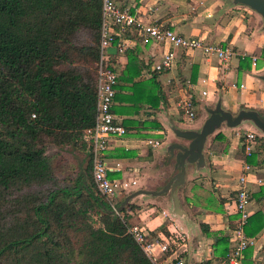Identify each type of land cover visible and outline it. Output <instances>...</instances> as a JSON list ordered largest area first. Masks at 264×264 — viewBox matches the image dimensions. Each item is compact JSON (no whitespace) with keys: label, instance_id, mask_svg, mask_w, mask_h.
<instances>
[{"label":"trees","instance_id":"16d2710c","mask_svg":"<svg viewBox=\"0 0 264 264\" xmlns=\"http://www.w3.org/2000/svg\"><path fill=\"white\" fill-rule=\"evenodd\" d=\"M100 7L101 0H0V264H153L127 232L126 212L139 207L110 213L108 199L93 183L89 159L73 180L59 181L56 157L46 154L50 145H74L87 153ZM254 54L264 58V48ZM126 56L110 111L132 115L144 105L157 107L158 88L152 79L135 80L137 60L131 50ZM249 68L250 57H240L238 71ZM120 123L125 130L160 127L147 120ZM256 141L264 155V138ZM254 157L252 152L242 159L249 164ZM259 218L260 212L246 218V236L262 229L261 222L255 227ZM213 245L226 256L225 237L217 236Z\"/></svg>","mask_w":264,"mask_h":264},{"label":"crops","instance_id":"0c3cea01","mask_svg":"<svg viewBox=\"0 0 264 264\" xmlns=\"http://www.w3.org/2000/svg\"><path fill=\"white\" fill-rule=\"evenodd\" d=\"M116 1L130 6L143 23H160L178 34L226 44L235 52L228 66L223 68L216 59H207L198 50L184 51L163 41L143 43L136 30L131 28L125 33L127 36L122 47L111 55L110 61L118 76L126 64V52L131 50L139 68L135 80L152 79L162 98L155 108L144 105L132 115L114 113L120 121L147 120L160 127L127 128L123 137L109 141L105 154L107 162L114 167L113 172L119 174L118 177L129 174L135 179L133 185L156 189L170 174V164L164 165L168 157L163 148L175 137L168 131V125H199L207 109L217 99H220L224 109L231 112L248 107L264 113V82L257 77L258 73L264 71V58L254 54L264 48V31L260 28L261 20L257 14L241 5H233L229 0ZM167 51L174 53L171 68L159 72L153 70L154 64ZM241 55L254 56L255 63L262 61L261 65L252 66L250 63L249 69L238 71L239 58L243 57ZM188 82L194 85L193 91L187 89ZM240 84L242 87H239ZM202 90L206 91L205 96L200 94ZM186 92H192L197 112V117L191 123L182 120L177 112V103ZM243 131L252 129L245 125L233 129L220 127L205 143L206 168L196 171L188 165L185 183L177 190L183 201L186 219L169 214L168 198L164 195L153 199L142 198L137 202L136 225L143 227L150 237L157 239L173 230L185 237V264L204 261L208 264H226V256H221V248L218 249L213 243L217 236H223L227 241V251L230 247L229 229L235 214L228 212L226 207L229 209L231 205L240 184L239 177L244 178L243 184L250 193L248 216L260 212L261 218L255 227L259 222L263 224L255 235H245L249 245L242 252L240 264L264 260V155L255 138L252 151L255 154L254 162L248 164L243 161L242 156L245 154L239 145V135ZM216 134H220V137L214 138ZM121 151H128V156H118ZM245 165L247 169H244ZM141 206L148 208V211L144 208L140 210ZM200 224L207 231H202ZM161 227L167 234L160 230ZM245 251L247 258H244Z\"/></svg>","mask_w":264,"mask_h":264},{"label":"built area","instance_id":"2783aa9c","mask_svg":"<svg viewBox=\"0 0 264 264\" xmlns=\"http://www.w3.org/2000/svg\"><path fill=\"white\" fill-rule=\"evenodd\" d=\"M136 13L131 11L130 6L116 0H101L98 55L95 63V115L93 125L84 131V139L88 144L87 153L93 183L96 190L109 200L110 207L113 206V198L130 188V185L121 177L108 176V173L114 170L105 155L108 143L111 139L123 137L126 130L120 123V118L110 111L117 84V73L113 69L111 54L107 52V48L120 49L125 40L124 34L133 28L143 43L163 41L173 48L184 51L198 50L205 58L216 59L218 65L223 68L228 66L235 55L234 50L226 44L211 43L197 36L178 34L160 23H143L138 20ZM115 40L117 42L113 45ZM173 58L172 51L165 52L154 64L153 70L159 72L170 69ZM250 63L252 66L255 65L254 56H250ZM239 87H242V84ZM187 89L193 91L195 87L188 82ZM200 94L205 96L206 91L202 90ZM177 112L182 120H192L195 117L192 92H186L181 97L177 103ZM255 138L256 135L252 131L240 133L239 145L246 156L253 151ZM247 168L248 166L245 165L244 169ZM239 183L231 201V210L230 207L229 209L226 207L228 212L235 214L232 227L229 229L230 247L226 253V264H240L243 258L242 252L249 245L243 228L248 217L250 193L243 184V177H239ZM127 232L153 264H184L182 256L186 251V240L181 233L173 230L168 235L156 239L150 237L143 227L136 224L129 225ZM253 264H264V260L256 259Z\"/></svg>","mask_w":264,"mask_h":264},{"label":"water","instance_id":"95a60500","mask_svg":"<svg viewBox=\"0 0 264 264\" xmlns=\"http://www.w3.org/2000/svg\"><path fill=\"white\" fill-rule=\"evenodd\" d=\"M233 5H241L257 14L261 20V30L264 31V0H229ZM107 52L114 54L116 49L108 47ZM259 80L264 82V71L257 74ZM249 127L252 131L264 138V113L257 109L240 107L231 112L222 107L220 99H217L206 111V116L199 125H188L178 127L168 125V131L175 137L174 141L166 143L163 148L168 157L165 164H170V174L156 189H146L132 187L127 189L123 197L119 200L116 197L109 212L118 214L122 209L130 205L137 206V202L142 198H156L166 196L168 198V211L172 217L186 219V213L182 199L178 196L177 190L183 186L186 179L188 165L194 167L196 171L206 168V157L204 147L207 139L220 127L229 129ZM88 159V156H87ZM83 170L78 171L82 173ZM77 173V174H78Z\"/></svg>","mask_w":264,"mask_h":264},{"label":"rangeland","instance_id":"374dc122","mask_svg":"<svg viewBox=\"0 0 264 264\" xmlns=\"http://www.w3.org/2000/svg\"><path fill=\"white\" fill-rule=\"evenodd\" d=\"M80 38L85 39V35H81ZM196 117H197V112H196L195 117L192 120H187V122L191 123ZM191 125H193V123H191ZM46 154L55 155L56 157L54 160L53 168H54L55 175L59 181H63L67 178L73 180L76 177L78 171L84 170L86 167L87 153L83 152L79 147L76 148L74 145H69L65 147H57V146L50 145L46 149ZM121 178L123 179V181L127 182L130 185V188L135 187V185H133L135 182L134 181L135 179H132L133 178L132 175L123 174ZM124 192L125 191L118 193V195H116L113 198V200L115 201L116 197H119V200H120L123 197ZM114 201H112V203H114ZM143 208L144 210L148 211V208L144 206H141L140 210ZM153 213L157 214L158 211L157 212L153 211ZM126 215H128L129 217L130 225H134L137 223L138 219L136 218L135 210L131 211V213L126 212Z\"/></svg>","mask_w":264,"mask_h":264}]
</instances>
